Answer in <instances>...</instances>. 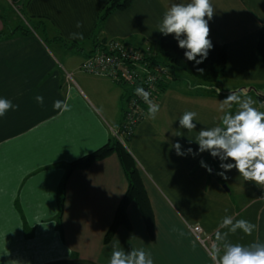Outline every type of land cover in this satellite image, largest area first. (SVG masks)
<instances>
[{
    "label": "crops",
    "instance_id": "0c3cea01",
    "mask_svg": "<svg viewBox=\"0 0 264 264\" xmlns=\"http://www.w3.org/2000/svg\"><path fill=\"white\" fill-rule=\"evenodd\" d=\"M109 1L0 0V10L19 4L38 20L33 30L22 33L12 25L6 29L0 19V34L6 33L0 40V98L19 106L0 117V264H108L113 245L143 248L154 264H214L191 228L199 226L215 238L226 215L256 225L251 236L240 230L230 234L232 242H264L261 186L245 182L235 169L227 180L209 174L200 165L207 152L193 158L169 150V142L177 140L196 149L188 139L194 140L201 127L219 123V102L229 90H264V63L257 51L264 0H211L215 12L209 39L227 47V71L213 85L188 82L178 72L172 76L156 101L161 107L157 118L140 124L129 148L154 211V234L132 203L131 228L120 227L105 244L128 191L120 160L113 155L71 175L69 164L112 140L123 123L128 90L110 78L83 72L82 65L101 50L99 44L110 41L158 55L154 51L162 34L157 25L171 2L135 0L99 28L100 12ZM72 33H82L83 39H72ZM75 42L85 45L71 47ZM247 96L260 110L257 96ZM66 99L70 111L61 114L53 102ZM185 110L198 113L196 130L178 129L177 118ZM176 131L184 136H173Z\"/></svg>",
    "mask_w": 264,
    "mask_h": 264
},
{
    "label": "clouds",
    "instance_id": "9594fccd",
    "mask_svg": "<svg viewBox=\"0 0 264 264\" xmlns=\"http://www.w3.org/2000/svg\"><path fill=\"white\" fill-rule=\"evenodd\" d=\"M215 7L211 0H171L163 13L157 28L164 37L173 36L180 49L184 50V58L200 65L207 59L213 44L209 39V22L213 19ZM77 28L82 25L78 22ZM72 39H83L82 33H72ZM198 72L204 69L197 68ZM148 104V117L155 120L161 111L159 104L150 99V92L143 87L134 89ZM37 102L43 103L42 96H36ZM235 109L233 110V106ZM7 98H0V117L9 110H17ZM53 108L60 113L70 111V106L65 101L56 100ZM218 111L219 123L213 127H201L195 139H188V144L195 143L198 147H184L178 140L169 142V150H174L179 157L192 156L195 158L205 152L213 159L219 161L215 174L221 178L229 179L227 173L235 169L245 182H253L257 186H264V111L254 106V101L247 96L246 90H229L226 98L220 100ZM198 113L192 110L183 111L177 120L178 129L187 132L197 129ZM173 136L183 137L180 131L172 132ZM201 167L209 173L213 168L203 159ZM227 211V210H225ZM227 229V231H220ZM256 225L246 219H235L234 216H224L215 231L214 242L211 246V259L214 264H264V242L252 241L248 244L232 242L230 234L242 231L251 236ZM108 264H154L151 253L143 248H124L113 245Z\"/></svg>",
    "mask_w": 264,
    "mask_h": 264
},
{
    "label": "trees",
    "instance_id": "16d2710c",
    "mask_svg": "<svg viewBox=\"0 0 264 264\" xmlns=\"http://www.w3.org/2000/svg\"><path fill=\"white\" fill-rule=\"evenodd\" d=\"M134 1L135 0H110L100 12L98 18L99 28H101L102 25L106 22V20L115 12L126 11L127 9H129L134 3ZM2 8L3 9L0 10V19L3 21L5 28L8 29L9 23L5 13H8L9 9L10 8L12 9V7L8 5L6 7L2 6ZM31 30H33L32 27L29 28L27 26H18L16 27L14 32L19 31L22 33H29ZM5 34L6 33L4 32L0 34V40L4 37ZM61 41H63V43L65 44L67 43L65 42L64 39H61ZM70 45L71 47L80 49V45L76 42L71 43ZM98 47H102L101 50H104L105 44L102 45L99 44ZM160 49H161L162 57L159 55L150 54L148 51L145 50L134 49L137 51H142L144 54H146L147 57L145 58V60L148 61L149 63L154 65H162L170 69L171 77L167 80V82L164 81L159 85V96L167 90L169 84L171 83L172 76L175 75L178 70L183 71L189 77H193L206 85L215 84L219 80V78L227 71L228 51L226 46L213 44V48L209 51V55L207 59L204 60L203 63H201L198 66L194 65V62L187 61L184 58V54H183L184 50L178 47L177 42L176 40L173 39L172 35H169L167 37H164L162 35L160 40ZM257 51L262 62L264 63V27L259 36ZM92 55L93 54L89 55L88 57ZM197 68H202L204 69V71L198 72ZM117 83L125 86L126 89L128 90V93L126 95V108L124 110L123 123L121 125V128L117 131L121 133L123 130V124L126 116L128 101L131 95L134 93V89H132L130 86H128L125 83H121V82H117ZM144 111L146 113V118H147L148 108H144ZM144 121H142L140 124H142ZM131 140H129L127 142V146H125L120 142L118 138L114 136L109 143H107L100 149L69 164V175H71V173L75 170L88 169L92 166L93 163L97 161L105 160L113 155H117L120 160V163L123 167V170L128 180V191L119 206L114 223L105 237V241H104L105 244H109L112 241L117 229H119L120 227L123 226L128 229L131 228L132 225L128 217V209L130 204L132 203H136L138 205L145 219L149 233L152 236L154 234V229H155L154 211L150 203L147 189L143 182L141 170L136 160L134 159V157L132 156V154L129 152L128 149V144L130 143ZM206 163L209 164L215 170L218 167L219 161L217 159H213L208 153L206 158ZM65 183L62 188L63 196L60 199V207L62 210L64 209V202H65V193H64ZM27 236H26L27 239L29 240L32 239L31 236L28 237Z\"/></svg>",
    "mask_w": 264,
    "mask_h": 264
},
{
    "label": "built area",
    "instance_id": "2783aa9c",
    "mask_svg": "<svg viewBox=\"0 0 264 264\" xmlns=\"http://www.w3.org/2000/svg\"><path fill=\"white\" fill-rule=\"evenodd\" d=\"M146 54L137 51L123 42L110 41L105 49L86 58L82 71L95 76L110 78L115 82L125 83L132 89L143 87L149 91L150 99L155 103L159 98V85L171 77L170 69L162 65H154L145 60ZM144 108L148 104L135 92L131 95L122 132H114V136L127 146L134 136L136 128L146 119ZM260 110L264 111V100H260ZM264 201V186H261ZM195 238L211 253L213 236H206L201 227H193Z\"/></svg>",
    "mask_w": 264,
    "mask_h": 264
},
{
    "label": "rangeland",
    "instance_id": "374dc122",
    "mask_svg": "<svg viewBox=\"0 0 264 264\" xmlns=\"http://www.w3.org/2000/svg\"><path fill=\"white\" fill-rule=\"evenodd\" d=\"M23 8L24 7L22 5L16 4V7H14V8L12 7V9L10 8L8 13H5V15L7 16L9 25H12L13 27H18V26H27L29 28L35 27L36 22H38V20L37 19H33L30 16H28L26 14V12L23 10ZM91 41H93V40H91ZM88 43H89V41H88ZM79 45L82 48V47H84L85 44L81 43ZM86 49H87L86 51L88 53L89 47H86ZM75 51H77V50H75ZM154 53H156V54H158L159 56L162 57L161 49H160L159 46H156V50L154 51ZM177 72H178V74L181 73L183 75H186L187 78H188V82L189 81H191V82H200V81H198L197 79H195L193 77H189L183 71L178 70ZM185 81H187V80L185 79ZM216 86H218V84H216ZM213 87L215 88V86H213ZM205 88L212 89V87H210V86H207ZM214 91L219 93L220 90H216L215 89ZM130 144L131 143L128 144V149L130 148ZM206 236H210V235H206Z\"/></svg>",
    "mask_w": 264,
    "mask_h": 264
},
{
    "label": "water",
    "instance_id": "95a60500",
    "mask_svg": "<svg viewBox=\"0 0 264 264\" xmlns=\"http://www.w3.org/2000/svg\"><path fill=\"white\" fill-rule=\"evenodd\" d=\"M241 89L246 90L247 91V94L253 92L257 96V98L259 100H264V90H258L257 88H252L251 87V88H240V89H238L236 91H239ZM213 173H215V170L214 169H213Z\"/></svg>",
    "mask_w": 264,
    "mask_h": 264
}]
</instances>
